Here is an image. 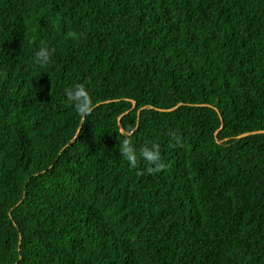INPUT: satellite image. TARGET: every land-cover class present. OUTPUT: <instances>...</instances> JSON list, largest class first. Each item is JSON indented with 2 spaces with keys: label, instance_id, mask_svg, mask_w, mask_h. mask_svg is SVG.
Returning <instances> with one entry per match:
<instances>
[{
  "label": "trees",
  "instance_id": "1",
  "mask_svg": "<svg viewBox=\"0 0 264 264\" xmlns=\"http://www.w3.org/2000/svg\"><path fill=\"white\" fill-rule=\"evenodd\" d=\"M0 264H264V0H0Z\"/></svg>",
  "mask_w": 264,
  "mask_h": 264
},
{
  "label": "clouds",
  "instance_id": "2",
  "mask_svg": "<svg viewBox=\"0 0 264 264\" xmlns=\"http://www.w3.org/2000/svg\"><path fill=\"white\" fill-rule=\"evenodd\" d=\"M53 49L49 46H40L32 54V63L35 66L47 65L53 54ZM64 97L69 102L76 113L82 118L89 115L95 108V103L89 93L85 83L76 82L63 90ZM134 131V130H133ZM118 151L127 165L133 169L138 167V162L145 163V170L148 173H155L165 166L161 156V148L158 142L148 141L137 146L131 133L119 140Z\"/></svg>",
  "mask_w": 264,
  "mask_h": 264
}]
</instances>
